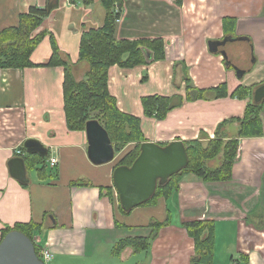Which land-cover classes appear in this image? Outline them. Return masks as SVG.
I'll list each match as a JSON object with an SVG mask.
<instances>
[{
    "label": "crops",
    "instance_id": "crops-1",
    "mask_svg": "<svg viewBox=\"0 0 264 264\" xmlns=\"http://www.w3.org/2000/svg\"><path fill=\"white\" fill-rule=\"evenodd\" d=\"M121 1L116 39H162L165 44L162 59L133 67L114 64L109 70V91L123 111L141 119L143 141L190 142L202 133L213 138L220 122L245 115L253 96L239 98L232 92L237 85L264 84V0ZM45 3L0 0V28L18 25L21 13ZM105 13L100 0H60L35 31L48 32L30 55L37 65L0 68V242L5 228L33 221L39 226L32 237L42 260L44 251L52 254L45 264H264V132L240 137L230 180L204 181L187 173L178 190L126 212L119 207L112 163L91 162L86 131L68 128L65 69L47 65L53 53L50 34L82 75V33L103 25ZM226 17L235 18V23L224 27ZM226 34L248 37L223 47L229 60L246 70L242 77L220 52L208 48L210 40ZM185 77L196 88L226 83L228 95L184 99L162 119L145 115L144 96L185 97ZM260 111L264 129V105ZM238 124L231 121L222 132L232 138ZM29 138L48 148L45 157L34 153L38 157L28 158L32 167L26 159L29 152L22 148ZM15 156L25 159L26 183L10 173L9 159ZM52 157L57 158L55 165ZM80 179L85 185L72 183ZM111 186L112 197L104 189ZM202 219L214 226L212 257L194 262L195 241L184 222ZM154 221L165 224L148 248L116 249L124 238L150 237Z\"/></svg>",
    "mask_w": 264,
    "mask_h": 264
},
{
    "label": "trees",
    "instance_id": "trees-1",
    "mask_svg": "<svg viewBox=\"0 0 264 264\" xmlns=\"http://www.w3.org/2000/svg\"><path fill=\"white\" fill-rule=\"evenodd\" d=\"M60 0H46L44 7L32 5L27 12L20 14L18 25L0 28V68H24L35 66L31 59V54L40 41L47 35V31L35 33L40 27L44 18L59 6ZM106 9V16L103 25L85 30L81 36L79 61L87 63V70L83 77L76 78L73 69L74 64L61 54L56 39L50 34L53 53L47 65H62L64 74V112L67 126L70 130L85 129L89 119H98L108 131L115 149L118 150L131 141L139 142L135 149H140L144 135L141 129V119L138 116L127 114L117 104V99L109 91V70L114 64L133 67L140 63H148L156 59L165 57V44L162 39H116L114 22L119 14L116 7H121V0H100ZM181 4L182 0H177ZM235 23V18L226 17L224 27L227 22ZM186 78V95L173 94L164 96L159 94L147 95L142 98L146 114L156 115L157 118H164L166 113L180 106L184 99H214L228 95L226 83L209 88H196L191 84L190 78ZM254 85L245 87L237 85L232 92L233 96L239 98L253 96V100L248 103L245 115L237 119H227L217 125L216 135L211 138L206 133H202L201 138L184 142L189 156V163L180 172L172 175L165 184L158 185L155 194L151 199L143 204H154L156 197L163 194L167 197L172 191L179 189L180 178L185 173H194L204 181H225L232 177L233 163L236 161L240 143V137L262 135L264 132L260 110L264 105V97L255 99V91L261 86ZM231 121L239 124L238 133L234 137H227L222 132ZM227 138L222 149L223 141ZM207 139V141H205ZM24 146V145H23ZM22 148L25 150V147ZM134 150V149H133ZM137 150L132 153L135 154ZM222 151V160L219 165L212 166L208 163L216 159ZM131 154V155H132ZM130 153L123 158L121 165H130L135 160H131ZM37 154L29 153L27 156L28 167L34 164L31 157ZM38 157V156H37ZM44 158V157H43ZM30 160V161H29ZM83 180L72 182L75 185H85ZM107 195L112 197L113 187H104ZM120 201V200H119ZM142 205V204H141ZM121 207V203L120 206ZM124 211L128 212L121 207ZM165 222H151L153 231L150 237L124 238L118 242L117 250H121L126 245L133 246L136 250L149 247L150 239L157 233ZM186 230L194 238L195 255L194 262L208 261L212 257L214 241V226L209 220H188L184 222ZM39 226L33 221L19 222L13 228H5L4 236L12 230H18L30 237ZM36 251L41 257V249L38 245Z\"/></svg>",
    "mask_w": 264,
    "mask_h": 264
},
{
    "label": "water",
    "instance_id": "water-1",
    "mask_svg": "<svg viewBox=\"0 0 264 264\" xmlns=\"http://www.w3.org/2000/svg\"><path fill=\"white\" fill-rule=\"evenodd\" d=\"M247 36L226 34L222 39L210 40L211 52H220L227 65L235 69L242 77L245 69L232 63L223 48L227 43L247 40ZM264 97V84L255 91V99ZM88 140V158L94 164L111 162L115 158V148L111 137L98 119H89L85 130ZM27 152L46 156L48 148L36 138H29L23 144ZM189 156L182 140H173L166 145L153 141H143L140 153L130 165H118L113 168V186L118 194L121 207L131 210L151 199L158 185L165 184L168 179L187 167ZM10 173L22 183L28 182L25 159L15 156L9 159ZM34 241L25 233L12 230L0 242V264H45L36 251Z\"/></svg>",
    "mask_w": 264,
    "mask_h": 264
},
{
    "label": "rangeland",
    "instance_id": "rangeland-1",
    "mask_svg": "<svg viewBox=\"0 0 264 264\" xmlns=\"http://www.w3.org/2000/svg\"><path fill=\"white\" fill-rule=\"evenodd\" d=\"M118 10H116V11H118V12H120V9H119V7H116ZM120 15V14H119ZM118 15V16H119ZM117 19L118 18H116L115 19V23H116V21H117ZM82 63H83V66H82V68H81V70H83L84 68H85V72H86V70H87V63L85 62V61H82ZM73 69V73H74V75H75V77L76 78H81L84 74H85V72L84 73H82V75H80V72H78V73H76V69H75V67L74 68H72ZM80 70V71H81ZM79 75V76H78ZM186 86V85H185ZM186 88H185V93H186ZM146 116H150V117H155V118H157V116L156 115H149V114H145ZM158 119H160V118H158ZM142 126V125H141ZM82 131H84L85 129H81ZM81 130H77V131H81ZM142 132H143V130H142ZM143 135H144V140H146V137H145V134H144V132H143ZM227 137H229V136H227ZM143 141V140H142ZM205 141H207V139L205 140ZM227 141V138L225 137V139H224V141H223V145H222V149H223V147H224V144H225V142ZM157 143V142H156ZM114 144V147H115V143H113ZM139 144V142H136V141H131V142H129L128 144H126V146H124V147H122V148H120V149H118V150H116L115 149V158H114V160H112L111 161V163H112V165H113V167L115 168L116 166H118V165H121L120 163H121V161H123V158H125V157H127L128 155H129V153H130V155L132 154V153H134L137 149H135L136 147V145H138ZM163 145V144H162ZM134 149V150H133ZM140 153V149H138L137 150V152L135 153V154H132L131 155V157H130V159L132 160L133 159V157H134V159H136V157L138 156V154ZM221 160H222V151L219 153V156H217L216 157V159H214L213 161H211V162H209L208 164L209 165H212V166H217V165H219L220 164V162H221ZM189 173H191V172H189ZM185 174H187V173H185ZM175 191V190H174ZM173 192V191H172ZM165 193V192H164ZM164 193L163 194H159L157 197H156V202L161 198L162 199V197L163 196H165L164 195ZM155 202V203H156Z\"/></svg>",
    "mask_w": 264,
    "mask_h": 264
},
{
    "label": "built area",
    "instance_id": "built-area-1",
    "mask_svg": "<svg viewBox=\"0 0 264 264\" xmlns=\"http://www.w3.org/2000/svg\"><path fill=\"white\" fill-rule=\"evenodd\" d=\"M119 19H117V21H118ZM18 153H23V152H21V150H18ZM50 162H51V164L52 165H55L56 163H57V158H51L50 159ZM51 253L49 252V251H44V253H43V257H44V260H49L50 258H51ZM43 260V261H44Z\"/></svg>",
    "mask_w": 264,
    "mask_h": 264
}]
</instances>
